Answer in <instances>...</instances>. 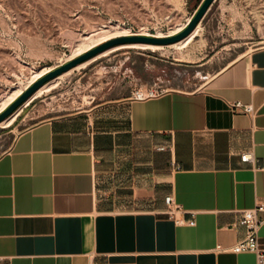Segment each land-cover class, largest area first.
<instances>
[{"label": "crops", "instance_id": "crops-1", "mask_svg": "<svg viewBox=\"0 0 264 264\" xmlns=\"http://www.w3.org/2000/svg\"><path fill=\"white\" fill-rule=\"evenodd\" d=\"M257 1L212 3L233 10L221 25L233 40L253 42L233 13ZM173 79L156 97L132 90L62 114L30 103L0 132V264H262L216 247L243 239L242 212L264 202V45L195 90ZM259 236L264 246V223Z\"/></svg>", "mask_w": 264, "mask_h": 264}, {"label": "rangeland", "instance_id": "rangeland-1", "mask_svg": "<svg viewBox=\"0 0 264 264\" xmlns=\"http://www.w3.org/2000/svg\"><path fill=\"white\" fill-rule=\"evenodd\" d=\"M257 3L256 10H247L239 18L233 13L235 22L240 19L246 23V40L253 42L243 43L242 37L233 40L227 28L221 27L224 14L232 15L233 10L211 4L209 14L199 22L198 36L187 46L179 48L174 43L158 50L120 47L102 54L104 50L90 58L94 60L87 66L70 69L55 88L31 103L39 102L54 114H62L150 88L142 86L156 82L164 86L159 89L166 90L170 88L165 87L168 79L173 78L175 83L186 85L178 88L195 90L242 53L264 45V0ZM195 6L196 0H0V114L36 82H31L36 72L46 69L45 76L89 51L85 49L96 44L100 29L120 25L129 29L130 35L181 32L196 14ZM222 36L229 41L220 42ZM81 45L86 46L83 52H76ZM174 57L185 65L172 64L170 61H179ZM162 75L167 80H159ZM128 82L134 87L120 86ZM112 84L119 87H110ZM16 91L21 94L11 98ZM30 108L29 103L22 110ZM8 127H0V132ZM9 140L6 135L0 138V152Z\"/></svg>", "mask_w": 264, "mask_h": 264}, {"label": "water", "instance_id": "water-1", "mask_svg": "<svg viewBox=\"0 0 264 264\" xmlns=\"http://www.w3.org/2000/svg\"><path fill=\"white\" fill-rule=\"evenodd\" d=\"M215 0H204L199 9L197 10L194 17L189 21L188 26L183 29L181 32L167 35V36H157V35H141V34H133V35H124L112 38L101 45L87 51L86 53L72 59L66 64L56 68L55 70L50 71L48 74L40 78L37 82H35L30 88L24 92L12 105H10L2 114H0V122L11 115L16 109H18L37 89H39L42 85H44L49 80L57 77L58 75L64 73L72 69L73 67L79 65L80 63L92 58L93 56L101 53L102 51L119 45L126 43H152V44H160V45H169L176 43L187 36H189L193 30L198 26L199 22L208 12L211 4Z\"/></svg>", "mask_w": 264, "mask_h": 264}, {"label": "built area", "instance_id": "built-area-1", "mask_svg": "<svg viewBox=\"0 0 264 264\" xmlns=\"http://www.w3.org/2000/svg\"><path fill=\"white\" fill-rule=\"evenodd\" d=\"M204 0H202L201 4ZM199 5V7L201 6ZM199 7L195 10V13L199 9ZM190 21V20H189ZM164 90L159 89V87H150L147 89L139 88L136 89L133 93V96L138 99H145L159 96L163 93ZM236 109L249 111L251 108L249 106H245L242 102L238 101L234 104ZM242 160L244 161H254V156L252 153H244L242 155ZM166 203L168 205V212L171 216H174L175 219L179 222H183V219L177 218L175 215L174 209V199L172 196L166 198ZM264 213V202H258L255 207L245 210L242 212L241 217L239 218L237 224L242 225L247 229L246 236L233 244L230 247H225L219 244L216 247L217 251L220 252H254L258 255L259 262L264 264V246L260 241V229L264 223V217L262 216ZM193 223V222H192Z\"/></svg>", "mask_w": 264, "mask_h": 264}, {"label": "bare ground", "instance_id": "bare-ground-1", "mask_svg": "<svg viewBox=\"0 0 264 264\" xmlns=\"http://www.w3.org/2000/svg\"><path fill=\"white\" fill-rule=\"evenodd\" d=\"M184 28H185V26H184ZM180 30H181V29H180ZM197 31H198V27L195 28V29L193 30V32H192L189 36H187L186 38H184V39H182V40L176 42L175 45H176L177 47H182V46H185V45L189 44V43L191 42L193 36L197 33ZM99 32H100V34H99L100 37L98 36L97 39L94 41V43H96V44L93 45V46H91V47L86 48L85 51L90 50V49L94 48V47L97 46V45H101L102 43H105L106 41H108V40H110V39H112V38H115V37H118V36L130 35V31H129V29H126V28L120 27V25H117V26L108 25L106 28H102V29H100ZM177 32H179V30H178V31L173 30L171 34H166V35H165V34H159V35H157V36H167V35L175 34V33H177ZM173 44H174V43H173ZM83 45H84V44H83ZM83 45H81V46L79 47V49L77 48L78 50H75V51L77 52V51H79V50H82V51H80V52H83V48L86 47V46H83ZM88 46H90V45H88ZM120 47H133V48H141V49H151V50H156V49H161L163 46L160 45V44L143 43V42H137V43H126V44H121V45H119V46H115V47H112V48L110 47V49L105 50L102 54H107L108 52L113 51V50H115V49H118V48H120ZM73 54H74V53H73ZM76 54H77V53H76ZM70 57H71V56H70ZM73 57H75V56H73ZM73 57H72V58H73ZM69 59H70V58H69ZM93 60H94V58H93V59H90V60H86V61L80 63L79 65H77L76 67H74L73 69L85 67V66H87V65H88L91 61H93ZM73 69H71V70H73ZM47 70H48V69H47ZM71 70L65 71L64 73H62V74L58 75L57 77H55V78L49 80V81L46 82L44 85H42L39 89H37V90H36V91H35V92H34V93H33V94H32V95H31V96H30V97H29L24 103H23V105H22L19 109H17L15 112H13L11 115H9L7 118H5L3 121L0 122V127H5V126H10V125H12L13 122L15 121L17 115L21 112L22 108H23L25 105H28L29 103H31V102H32L33 100H35L36 98L42 96L45 92L51 91L53 88H55V87L59 84V82H60V80L63 78V76H64V75L66 76V74L70 73ZM46 72H47L46 69H42V70L36 72V73L32 76V81H31V82H32V83L35 82V81L37 82L38 79H39L40 77H42ZM29 83H30V81H29ZM32 83H30V85H31ZM31 86H32V85H31ZM24 88H25V87H24ZM11 93H12V92H11ZM20 94H21L20 91H16V92H14L10 97H11V98H16V97H18ZM7 99H8V101L10 100V98H7ZM14 100H15V99H14ZM8 101H7V102H8ZM5 103H6V102H5ZM2 104H3V102H2ZM0 112H1V111H0Z\"/></svg>", "mask_w": 264, "mask_h": 264}]
</instances>
